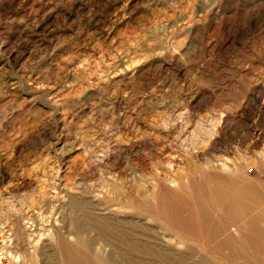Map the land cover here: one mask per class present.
<instances>
[{
  "label": "rangeland",
  "instance_id": "rangeland-1",
  "mask_svg": "<svg viewBox=\"0 0 264 264\" xmlns=\"http://www.w3.org/2000/svg\"><path fill=\"white\" fill-rule=\"evenodd\" d=\"M0 264H264V0H0Z\"/></svg>",
  "mask_w": 264,
  "mask_h": 264
}]
</instances>
